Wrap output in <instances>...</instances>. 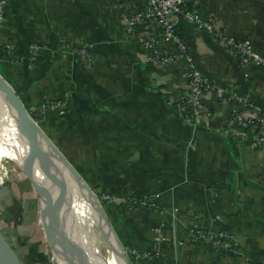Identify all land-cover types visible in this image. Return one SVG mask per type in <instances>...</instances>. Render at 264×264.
<instances>
[{
  "label": "crops",
  "instance_id": "1",
  "mask_svg": "<svg viewBox=\"0 0 264 264\" xmlns=\"http://www.w3.org/2000/svg\"><path fill=\"white\" fill-rule=\"evenodd\" d=\"M144 7V0H7L0 70L88 186L119 198L107 201L110 222L136 264H264V150L233 119L245 102L264 109V70L243 66L216 32L185 20L178 33L188 57L151 62L126 27ZM195 8L216 30L264 54V0H204ZM142 25L173 48L156 22ZM6 41L17 48L12 60L2 50ZM33 44L42 48L29 66ZM82 47L89 63L72 52ZM192 69L215 88L204 98V116L189 121L175 99L188 91ZM54 101L64 113L42 107ZM10 199L0 222L22 212V198ZM29 201L32 209L39 200ZM191 228L224 232L233 249L189 240ZM39 246L26 240L25 253L50 264ZM47 248L66 264L49 240Z\"/></svg>",
  "mask_w": 264,
  "mask_h": 264
},
{
  "label": "built area",
  "instance_id": "2",
  "mask_svg": "<svg viewBox=\"0 0 264 264\" xmlns=\"http://www.w3.org/2000/svg\"><path fill=\"white\" fill-rule=\"evenodd\" d=\"M203 1L204 0H144V9L133 12L131 16L127 18V30L137 38L151 62L169 65L182 58L185 59L188 57L189 47L187 42L176 32V29L181 20L193 22L202 30H207L212 33L216 32L217 37L227 48L238 52L243 66L254 64L264 70V54L261 53L252 42L248 40L238 41L225 34V32L216 30L212 19L202 18L195 7ZM6 3L7 0H0V20L2 19ZM190 5H192V7H190ZM146 21L156 22L161 27L167 40L172 43V49L161 46L157 38V33L153 27L142 25L143 27L141 29L138 28L139 25ZM41 48L42 47L38 44L31 45L32 59L38 56ZM72 52L79 53L87 63H89L90 60L88 59V52L85 47L81 49L76 48ZM213 88H215V86L209 78L204 76L197 69L191 70L188 91L186 94L179 95L175 99L187 120L194 121L204 116L206 113V108L203 103L204 98ZM231 98H236V95L232 94ZM171 101H174V99H171ZM62 105V103H56L54 101L45 104L43 108L64 113L65 109ZM233 119L241 127H255V143L264 150V109H257L253 104L245 102L234 110ZM175 210L177 211V209ZM188 232L189 240H210L215 247L225 249L231 247L229 241L230 237L224 232H211L208 234L198 228H191Z\"/></svg>",
  "mask_w": 264,
  "mask_h": 264
},
{
  "label": "bare ground",
  "instance_id": "3",
  "mask_svg": "<svg viewBox=\"0 0 264 264\" xmlns=\"http://www.w3.org/2000/svg\"><path fill=\"white\" fill-rule=\"evenodd\" d=\"M0 154H7L0 157H11L18 161L24 167V172L40 183V195L43 197V200H40V210L43 204L46 208L49 207L51 186L46 162L19 117L11 96L1 85ZM63 172L67 177V194L62 207L63 217L67 218L69 224L67 227L62 223L58 225L60 233L56 234L57 238L71 239L69 248L85 255L91 264H128L97 197L87 188L85 182H82L80 176L74 173L70 165L63 164ZM55 225L54 218L52 226ZM49 242L51 243L50 240Z\"/></svg>",
  "mask_w": 264,
  "mask_h": 264
},
{
  "label": "rangeland",
  "instance_id": "4",
  "mask_svg": "<svg viewBox=\"0 0 264 264\" xmlns=\"http://www.w3.org/2000/svg\"><path fill=\"white\" fill-rule=\"evenodd\" d=\"M5 10H6V6L4 9L2 19L0 20V25H2V23L4 22ZM2 50L4 54L7 55V58H9L10 60H12L14 56H16L17 54L16 45L11 41H6L2 46ZM31 57H32V52L30 49V54L29 56H27L26 59L27 61L26 63L29 64V66H32L38 60L39 54L38 56H36L35 59H32ZM0 73L3 74V72L1 71ZM3 76L7 80H9V82L11 83L13 82L12 79L6 76L5 74H3ZM24 101L25 104H27L26 107L28 108V110L30 112L33 111L31 102L28 99H25ZM28 103L30 104L28 105ZM1 155H7V154H0V156ZM65 159L68 161V158ZM23 168L24 167L18 161H16L11 157H0V184H3L1 186L4 187V190L0 191V208L5 209L6 203L8 202V199L11 198V196L14 197L13 201H15V198L20 200L19 198L21 197L22 200H20V202L24 206L22 208V212L20 214H17L16 216L12 214L8 215L7 213H5L6 215L4 216L7 217L6 220L8 223L0 222V226L2 228L1 232L4 234L6 241L9 240L10 242L8 241V243L13 245L15 249H17V251L22 254L24 264H34V260L38 261L37 258L38 254L34 253L35 251L32 250L33 252H31L30 254L25 253L26 249L24 247V243L26 240L29 243H31V241H34V243L37 242L38 244H40V246L35 249L39 250L43 248L47 259L50 261V264H56L57 261L56 258L52 257V255L48 252V248H47L48 237L42 224L40 207L43 197L41 199L39 194H37L38 192L36 193L35 189H32V184L29 182L28 177L25 175ZM1 186L0 188H2ZM91 189L96 195L103 212L105 213L107 219L110 222L109 212L107 209V206L109 205L108 202L110 203L114 202L115 200H119V198L113 194L97 191L94 190L93 188ZM34 197L38 198L39 201L37 203L38 205L31 209V205L29 208L27 204L28 202H30L29 198H34ZM25 202H27V204H25ZM197 240H201V239H197ZM229 241L231 245L234 246V243L231 240ZM207 242L212 243V241L210 240H207ZM121 248L123 249V252L128 258L130 264H136L135 260L133 261L131 259L130 252L125 250V248L122 245ZM229 248L233 249L231 247Z\"/></svg>",
  "mask_w": 264,
  "mask_h": 264
},
{
  "label": "water",
  "instance_id": "5",
  "mask_svg": "<svg viewBox=\"0 0 264 264\" xmlns=\"http://www.w3.org/2000/svg\"><path fill=\"white\" fill-rule=\"evenodd\" d=\"M0 85L3 86L11 96L15 108L19 113V117L25 124L33 141L39 147L46 162V167L48 170L50 186H51V190L49 192L51 204L47 208L43 204L41 208V218L47 237L53 244V247L57 251V253L64 256L67 259L69 263L65 262L66 264H70V263L91 264L89 263V260L85 255L76 253L73 250H71V248H69V244H71V239L59 240L56 236L57 233H60V228L58 226L60 223H62L64 227H67L69 224L67 218L63 217V208H62L63 202L65 201V197L67 194V187H66L67 177L63 172V164L70 166L71 164L65 159V157L57 148V146L54 144V142L49 138V136L43 131L41 126L38 124V122L33 118L30 111L28 110V108L20 98L13 83L9 82V80H7L1 73H0ZM74 173L77 176H80L75 170ZM26 176L32 181L40 196L41 194L40 183L34 180L33 176L31 175H26ZM80 178L84 183L85 181L83 180V178L81 176ZM85 184L88 186L86 182ZM87 188H89V190L94 194V192L89 186ZM54 218L56 220V225L52 226V222ZM106 221L108 222V219ZM112 228L113 227L111 226V231H114V229ZM0 263L23 264L21 259L17 256L14 247L10 243H8V241H6V238L4 234L1 232V230H0ZM128 264H130L129 260H128Z\"/></svg>",
  "mask_w": 264,
  "mask_h": 264
},
{
  "label": "trees",
  "instance_id": "6",
  "mask_svg": "<svg viewBox=\"0 0 264 264\" xmlns=\"http://www.w3.org/2000/svg\"><path fill=\"white\" fill-rule=\"evenodd\" d=\"M182 21V20H181ZM182 24H183V22H181V23H179L178 24V26H177V29H176V32L178 33H180L181 31H180V29H181V27H182ZM178 33V34H179ZM180 35V34H179ZM181 37H182V34L180 35ZM0 71H2V69L0 70ZM3 73H4V71H2ZM6 75V74H5ZM240 126V125H239ZM241 127V126H240ZM241 128H243V129H245L246 131H250V130H252L254 133L256 132V129H255V127H241ZM14 247V246H13ZM65 262H67V263H69L65 258H64V261H63V263H65Z\"/></svg>",
  "mask_w": 264,
  "mask_h": 264
}]
</instances>
